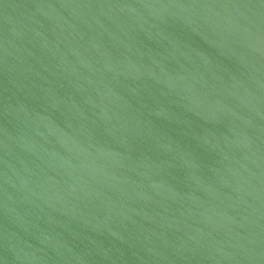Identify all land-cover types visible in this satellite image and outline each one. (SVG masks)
Returning <instances> with one entry per match:
<instances>
[{
    "label": "water",
    "instance_id": "1",
    "mask_svg": "<svg viewBox=\"0 0 264 264\" xmlns=\"http://www.w3.org/2000/svg\"><path fill=\"white\" fill-rule=\"evenodd\" d=\"M0 264H264V0H0Z\"/></svg>",
    "mask_w": 264,
    "mask_h": 264
}]
</instances>
